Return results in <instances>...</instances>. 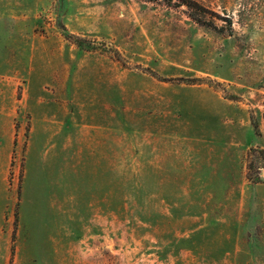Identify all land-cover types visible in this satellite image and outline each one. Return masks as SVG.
<instances>
[{"label": "rangeland", "instance_id": "obj_1", "mask_svg": "<svg viewBox=\"0 0 264 264\" xmlns=\"http://www.w3.org/2000/svg\"><path fill=\"white\" fill-rule=\"evenodd\" d=\"M29 98L62 138L45 264H264V0H0V264Z\"/></svg>", "mask_w": 264, "mask_h": 264}, {"label": "crops", "instance_id": "obj_2", "mask_svg": "<svg viewBox=\"0 0 264 264\" xmlns=\"http://www.w3.org/2000/svg\"><path fill=\"white\" fill-rule=\"evenodd\" d=\"M29 73L31 68H28ZM30 100V98H29ZM23 105V110L31 112L30 118V132L29 137L26 141L24 150V171L21 177V194L18 203L17 210V229L14 232L9 230L11 223V207L10 204L5 208V213L3 215L6 235H10V240L13 243L16 250H22L25 256V262L23 264H45L53 260V255L56 250L61 249L62 241V202H61V179L59 176V170L54 157L57 156L59 160L62 154V138L60 130H54L51 134L50 132L46 135L45 130H37L35 127L37 123H41L42 126H51L52 120L40 118L38 112L36 111L42 105V102L38 99L30 100ZM54 114V111H53ZM50 113L48 114V116ZM43 116V114L41 115ZM54 123V121H53ZM35 124V125H34ZM53 158L54 161L50 158ZM49 158V159H47ZM48 189L46 202L49 206V214L53 215L54 220L49 219L50 225L45 226L41 224L44 223L46 217L39 216V207L42 203L37 199V190L41 191V197L43 200V195L45 189ZM41 203V204H40ZM44 205V204H42ZM34 208L32 216H28V207ZM9 211V212H8ZM43 213V212H42ZM41 215V213H40ZM29 217L33 226L37 225L40 229L37 231V236L33 240H27L28 235L26 220ZM34 228V227H33ZM48 228V233L45 229ZM35 231V230H34ZM36 254V255H35Z\"/></svg>", "mask_w": 264, "mask_h": 264}, {"label": "trees", "instance_id": "obj_3", "mask_svg": "<svg viewBox=\"0 0 264 264\" xmlns=\"http://www.w3.org/2000/svg\"><path fill=\"white\" fill-rule=\"evenodd\" d=\"M147 1H151V0H147ZM171 2H172V0H167V4H169ZM252 154H254V155L257 154L261 158V160L263 161V166H264V151L263 150H253ZM252 169H253V164H252V162H249V164H248V171L250 172ZM258 170H260V168H258Z\"/></svg>", "mask_w": 264, "mask_h": 264}]
</instances>
